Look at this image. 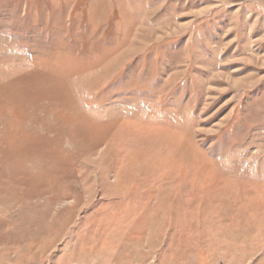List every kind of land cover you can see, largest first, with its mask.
Masks as SVG:
<instances>
[{"label":"rangeland","instance_id":"obj_1","mask_svg":"<svg viewBox=\"0 0 264 264\" xmlns=\"http://www.w3.org/2000/svg\"><path fill=\"white\" fill-rule=\"evenodd\" d=\"M0 264H264V0H0Z\"/></svg>","mask_w":264,"mask_h":264}]
</instances>
